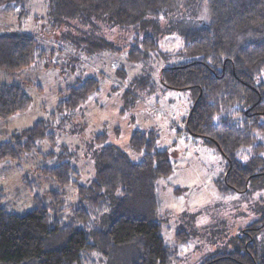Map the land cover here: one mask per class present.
Instances as JSON below:
<instances>
[{
	"label": "trees",
	"instance_id": "16d2710c",
	"mask_svg": "<svg viewBox=\"0 0 264 264\" xmlns=\"http://www.w3.org/2000/svg\"><path fill=\"white\" fill-rule=\"evenodd\" d=\"M22 1L0 0V8ZM45 2L56 17L87 25L102 19L111 26L132 28L134 37L123 47L126 57L139 63L158 48V36L177 31L184 59L160 67L158 79L169 88L191 89L185 126L213 143L226 160L216 182L219 192L258 191L261 208L260 217L241 227L240 247L208 256L199 264H264V247L254 236L264 230V0ZM199 3L208 10L207 18L198 17ZM97 40L99 49L114 47L105 36ZM45 53L32 33L0 31V69L26 68ZM123 74L122 69L117 72ZM138 77L130 81L135 90V85L153 89L154 80ZM98 82L90 76L65 88L57 110L68 114L80 108L98 90ZM29 102L21 86L0 82V117L23 111ZM59 118L63 121L64 116ZM50 125V117L39 118L0 139V160L19 158L43 138L53 143ZM155 137L153 130L131 133L130 147L143 150L135 161L103 133L95 135L92 175L83 181L77 166L67 159L66 148L49 151L46 155L55 160L39 169L56 187L34 195L33 205L22 211L0 201V264H84L95 251L105 264H169L174 252L162 235L156 180L167 176L172 164L166 150H151ZM66 187L73 188V200L66 197ZM184 233L178 232L180 240Z\"/></svg>",
	"mask_w": 264,
	"mask_h": 264
},
{
	"label": "rangeland",
	"instance_id": "374dc122",
	"mask_svg": "<svg viewBox=\"0 0 264 264\" xmlns=\"http://www.w3.org/2000/svg\"><path fill=\"white\" fill-rule=\"evenodd\" d=\"M2 8L0 31L6 28L32 33L46 53L26 68L0 69V82L17 84L30 97L26 109L0 117V139L49 117L55 137L53 143L40 139L36 147L17 159L0 160V201L22 211L33 205L34 195L56 187V182L39 169L55 160L46 155L49 151L60 153L66 148L67 159L77 166L83 181L92 175L95 135L103 133L108 142L136 161L143 150L130 147L131 133L153 130L156 137L151 150H166L172 164L171 172L156 180L162 235L174 252L169 264H199L208 256L240 247L241 227L261 215L259 192H219L216 182L223 175L226 160L213 143L194 136L185 126L193 101L191 89L169 88L159 81L160 67L184 59L180 54L183 40L177 31L158 36V48L139 63L127 58V48L123 47L134 37L132 28L111 26L102 19L87 25L56 17L45 0H23L15 6L11 2ZM198 8V17L207 18L204 3ZM100 36L114 47L99 49ZM82 37H86L85 42L80 41ZM121 69L124 74L118 76ZM90 76L99 81L94 95L72 113L59 112L56 105L65 97V88ZM134 76L154 80L153 89L140 90L135 85V90L130 83ZM60 116H64L63 121ZM72 190L65 188L68 200H73ZM180 231L185 232L181 240ZM254 236L263 248L264 230ZM87 257L84 264H105L97 251Z\"/></svg>",
	"mask_w": 264,
	"mask_h": 264
}]
</instances>
